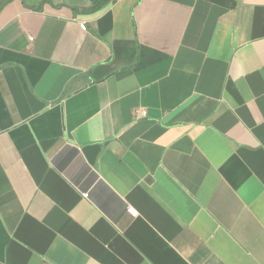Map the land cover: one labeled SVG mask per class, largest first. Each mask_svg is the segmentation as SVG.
<instances>
[{
    "label": "crops",
    "instance_id": "1",
    "mask_svg": "<svg viewBox=\"0 0 264 264\" xmlns=\"http://www.w3.org/2000/svg\"><path fill=\"white\" fill-rule=\"evenodd\" d=\"M0 264H264V0H0Z\"/></svg>",
    "mask_w": 264,
    "mask_h": 264
},
{
    "label": "built area",
    "instance_id": "2",
    "mask_svg": "<svg viewBox=\"0 0 264 264\" xmlns=\"http://www.w3.org/2000/svg\"><path fill=\"white\" fill-rule=\"evenodd\" d=\"M80 28L82 31H86L87 30V25L85 23L80 24ZM138 113H141L143 116L146 115V112L144 110H140L138 111ZM84 198H88L89 194L85 193ZM127 212L133 217V218H137L139 216V213L137 212V210H135L134 208H132L131 206H128L127 208Z\"/></svg>",
    "mask_w": 264,
    "mask_h": 264
}]
</instances>
